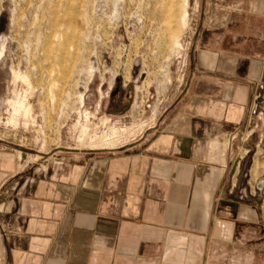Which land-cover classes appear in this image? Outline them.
I'll use <instances>...</instances> for the list:
<instances>
[{
    "label": "crops",
    "instance_id": "1",
    "mask_svg": "<svg viewBox=\"0 0 264 264\" xmlns=\"http://www.w3.org/2000/svg\"><path fill=\"white\" fill-rule=\"evenodd\" d=\"M205 10L183 92L141 137L37 179L0 155V264H264V172L237 187L264 165V0Z\"/></svg>",
    "mask_w": 264,
    "mask_h": 264
},
{
    "label": "rangeland",
    "instance_id": "2",
    "mask_svg": "<svg viewBox=\"0 0 264 264\" xmlns=\"http://www.w3.org/2000/svg\"><path fill=\"white\" fill-rule=\"evenodd\" d=\"M186 2L0 0V155L18 177L58 173L157 123L183 92L207 25L202 0ZM238 171L244 189L264 165ZM260 263L243 248L229 262Z\"/></svg>",
    "mask_w": 264,
    "mask_h": 264
},
{
    "label": "bare ground",
    "instance_id": "3",
    "mask_svg": "<svg viewBox=\"0 0 264 264\" xmlns=\"http://www.w3.org/2000/svg\"><path fill=\"white\" fill-rule=\"evenodd\" d=\"M187 2H186V0H184V8H186V4ZM183 17H185V14L183 15ZM2 53H3V47L2 46H0V58H1V56H2ZM20 105V104H19Z\"/></svg>",
    "mask_w": 264,
    "mask_h": 264
},
{
    "label": "built area",
    "instance_id": "4",
    "mask_svg": "<svg viewBox=\"0 0 264 264\" xmlns=\"http://www.w3.org/2000/svg\"><path fill=\"white\" fill-rule=\"evenodd\" d=\"M262 100V99H261ZM262 101H264V100H262Z\"/></svg>",
    "mask_w": 264,
    "mask_h": 264
}]
</instances>
